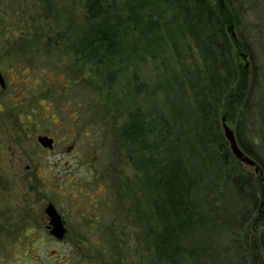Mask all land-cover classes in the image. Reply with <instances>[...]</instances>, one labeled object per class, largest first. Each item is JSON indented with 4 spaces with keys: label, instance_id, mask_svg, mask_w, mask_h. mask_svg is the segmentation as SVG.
<instances>
[{
    "label": "rangeland",
    "instance_id": "374dc122",
    "mask_svg": "<svg viewBox=\"0 0 264 264\" xmlns=\"http://www.w3.org/2000/svg\"><path fill=\"white\" fill-rule=\"evenodd\" d=\"M85 1L0 0V264H158L144 239L145 227L156 225L149 213L156 193L144 194L142 172L133 165L143 154L137 143L122 144L117 131L136 110L176 107L178 81L188 98L185 72L203 71L202 56L185 35L176 50L166 45L155 58L127 64L112 86L122 108L109 113L83 79L72 82L69 50L43 52L41 46L57 32L74 37L93 26L84 15ZM235 1L242 24L228 25L227 33L250 45L264 125V0ZM125 5L117 0L112 14L124 15ZM73 27L78 34L72 35ZM136 86L142 93L135 94ZM222 112L217 119L224 138ZM226 124L235 130L234 121L226 118ZM263 131L245 137L261 145ZM39 134L54 137V149L42 150ZM49 203L65 223L61 240L46 230ZM138 208L144 218L139 223Z\"/></svg>",
    "mask_w": 264,
    "mask_h": 264
},
{
    "label": "trees",
    "instance_id": "16d2710c",
    "mask_svg": "<svg viewBox=\"0 0 264 264\" xmlns=\"http://www.w3.org/2000/svg\"><path fill=\"white\" fill-rule=\"evenodd\" d=\"M236 2L125 0L123 15L112 14L117 0H86L84 15L93 26L81 35L73 27L74 37L57 32L41 43L43 52L72 53V82L83 79L109 113L122 108L112 86L127 64L155 58L166 45L176 50L185 35L198 47L204 69L185 72L188 98L178 81L176 107L136 110L117 131L122 144L137 143L143 154L133 165L142 172L144 194L156 193L149 210L156 225L145 227L144 239L158 264H264V137L261 145L245 137L264 130L262 106L254 96L250 45L227 33L228 25L242 24ZM241 54L248 66L239 62ZM220 108L235 122L238 147L256 162L257 173L229 150L218 125ZM139 210L138 223L144 220Z\"/></svg>",
    "mask_w": 264,
    "mask_h": 264
},
{
    "label": "water",
    "instance_id": "95a60500",
    "mask_svg": "<svg viewBox=\"0 0 264 264\" xmlns=\"http://www.w3.org/2000/svg\"><path fill=\"white\" fill-rule=\"evenodd\" d=\"M242 57L245 58V55L243 54ZM246 66H248L247 63H245ZM0 87L3 89L5 88V82L3 79V75L0 72ZM222 119V129L224 132V139L227 140L229 145V150L231 153L236 157L237 160H240V162L249 167H253L255 172L257 173L258 166L256 165V162L254 160H251L248 156H246L242 150L239 149L237 141L234 136L233 129H230L226 124V118L224 116L221 117ZM39 144H41L43 147L51 148V139H48L45 136H39L38 138ZM44 212L48 217L49 222V229L51 236L57 240H61L65 236V223L62 221L61 216L58 211H56L54 205L49 203L45 208Z\"/></svg>",
    "mask_w": 264,
    "mask_h": 264
},
{
    "label": "flooded vegetation",
    "instance_id": "af4514ba",
    "mask_svg": "<svg viewBox=\"0 0 264 264\" xmlns=\"http://www.w3.org/2000/svg\"><path fill=\"white\" fill-rule=\"evenodd\" d=\"M39 136H45V137H47L48 139H51V148H47V147H43L41 144H39V142H38V138H39ZM39 136H37L36 137V142H37V145L39 146V147H41L42 148V150H46V151H51L52 149H54V144L56 143V139L54 138V137H52V136H47V135H44V134H39ZM61 216V215H60ZM46 230H47V233H49V235L51 236V233H50V229H49V227H47L46 226Z\"/></svg>",
    "mask_w": 264,
    "mask_h": 264
}]
</instances>
